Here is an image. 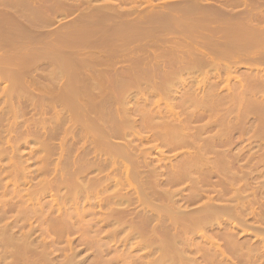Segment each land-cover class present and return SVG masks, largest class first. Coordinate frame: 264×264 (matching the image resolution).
Here are the masks:
<instances>
[{
    "label": "rangeland",
    "instance_id": "rangeland-1",
    "mask_svg": "<svg viewBox=\"0 0 264 264\" xmlns=\"http://www.w3.org/2000/svg\"><path fill=\"white\" fill-rule=\"evenodd\" d=\"M75 4H78V7L74 6ZM191 14L194 18L196 17L194 20L197 25L189 30L184 21L191 17ZM172 15H175V21ZM87 18L90 20L88 21ZM201 18L203 21H199ZM208 19H211V21ZM0 21H2V24L0 22V28L3 26L0 29V34H5L2 35L3 37L0 35V59L2 56L0 60V207L3 208V210L0 208V221L4 218V221L0 222V231L5 232V239H3L4 236H1L3 233L0 234V240H4L3 243L0 241V257L2 259H0V264H23V260L20 257L17 258L15 254L16 251L19 253L24 248L22 246L25 243V247L26 245L30 246L27 250L28 253L26 252L29 264H32L33 258L34 261L37 260V264H44L47 258L49 263L46 262V264H52L51 262L54 264H94L90 260L96 261V259L95 264H101L102 262V264H264V79H262L264 78V0H0ZM201 22L203 24H199ZM181 23H183L184 28ZM119 25H122L121 28ZM231 26L234 30L238 28L239 32L247 28V31L244 30L245 32L243 31L242 34L249 33L246 34L249 36L246 37L249 41H252L253 38L258 40H254L256 45L248 41L250 44L242 45L248 46V48H243L241 45L236 47L237 50L228 47L225 33L227 34ZM213 27L218 29L214 28V31ZM248 27L253 29L248 30ZM11 28L21 31V39L18 35L19 32ZM233 29L230 30L231 33L234 32ZM261 29H263V32ZM80 30H86V33L83 34L84 38H86V34L89 37L84 39L83 42H79L80 44L83 43L81 46H77L79 43H72L70 37L75 36L74 34L77 31V34L83 33ZM211 31H214L215 34ZM102 32L104 33L102 34ZM109 32L111 34L107 35ZM114 33L118 36L116 35V37ZM153 33L155 35H152ZM256 33L259 34V38L256 37ZM22 34L26 37H22ZM68 34L69 38L66 40ZM156 34L159 36H156ZM251 34L252 38L250 37ZM17 35L18 37H16ZM102 35L105 36L106 41ZM107 36L109 37L106 38ZM8 39L12 40L9 41ZM198 40L201 41L200 46L197 44ZM222 41L223 43L219 44ZM212 43L218 45L215 46ZM206 44H209L208 48ZM173 45H176V47ZM239 47L242 49L240 50ZM234 49L240 52L236 53ZM2 51L4 53H1ZM181 51L183 54H181ZM206 54L207 57H205ZM198 55L199 57L204 55L203 58L207 59V62L210 61L211 65H208L204 60V63L200 65L201 68L197 66L193 58L198 59ZM6 56L11 57V59L9 60V57L5 58ZM37 56L39 57L37 58ZM247 58L248 61L245 60ZM6 59L9 60L7 64H5ZM191 59V65L194 64L190 66L194 70L189 67ZM21 61L26 62L25 67ZM83 61L84 63H82ZM62 64L66 66L63 71L67 73V76L66 73L59 70ZM185 67L190 68V71ZM20 75L22 77H19ZM253 81L254 83H252ZM72 93L78 94L75 96V98L77 97L76 102L73 101L74 104H77L75 107L70 102L71 97H69V94ZM120 97L124 99L122 100ZM66 101L70 102V105L66 104ZM188 101L190 105L186 104ZM124 105L127 109L124 108ZM71 106L73 109L70 108ZM77 112L80 115L82 113L83 116H81L84 119L88 120L90 118L91 127H87L84 123L87 120L81 121L82 124L79 120L77 121L75 116ZM162 119L167 123L165 124ZM95 126L97 127L95 128ZM102 126L104 127L102 128ZM100 127L107 130L106 134L108 135ZM128 127L130 128L129 131L127 130ZM97 128L98 130L100 128L103 132H96L95 135L94 129ZM177 132L185 135H178ZM117 133H120L121 136ZM127 133L128 136H126ZM173 133L176 136H173ZM98 134L107 137L103 139L101 136L99 138ZM90 135H92V138ZM93 136L97 138L94 139ZM165 136H168V138ZM174 137L175 139L178 138V141L176 139V146ZM97 141L103 142L102 144L104 142H106L105 144L108 143L106 146L114 145L115 147L110 146L111 149L112 147L117 148L116 145L119 147L122 144V148H124V146L128 147L133 144L130 148L128 147L133 152L126 147L124 150L128 149L130 153L132 152L131 155H133L134 160L125 158L124 153H119L120 158L115 155L113 157V153H109L111 149L108 152L110 147L106 149L105 145L101 143L99 145ZM79 154L82 156L79 157ZM127 154H125L126 157H132L131 155L127 156ZM113 158L115 159L113 160ZM201 158L205 159L200 162L199 159L201 160ZM100 160L103 161V164ZM106 161L107 163H105ZM134 161L135 165L133 164ZM94 164L95 166H93ZM119 164L124 165L123 168H120ZM90 166L93 169H90ZM76 169H78V173ZM74 173L78 174V177L82 173L80 183H83L81 186L86 184L82 193L79 190H82L84 186L78 188V193L71 191L70 187L73 183L70 179L72 176H76ZM80 177L78 181H80ZM89 181L92 184H90V187L92 186L94 189L87 187ZM157 181L158 184H155ZM69 183L71 184L70 187L67 186ZM170 184L173 185L170 186ZM99 187L101 190L98 189ZM170 191L179 192L180 195L178 193L175 196ZM162 193L166 196L173 194V198L180 197V200L175 202L176 199L174 198V200L172 197L174 201L171 198L169 200L167 199L168 196L162 197ZM123 197L125 199L121 201ZM140 198L143 203L146 200H149L148 203H152L154 200V203L156 202L153 203L154 206L160 204L170 209L174 205H171L170 202H175L176 206H180V211L178 209L177 211L182 212V217H187V215L193 217L195 214L200 213L202 219L199 215L200 223L198 222V224L201 225L202 223V225H198V228L194 229L197 230L196 234H194V226L188 225V231L187 228L182 227V231L185 229V233L182 235L183 241H187V243H183L182 240L178 239L180 243L175 241L176 244H179L177 246L171 241L174 240L171 236L175 231H178L176 230L178 222H174L177 225L172 227L170 223L174 220L170 219V215L168 216L169 219L165 217L168 215L166 214L167 210L165 209V216L160 214L163 210L159 213L160 215H157V208L155 207L156 210L153 211L150 210L149 208L153 205L150 206L147 201L146 204L150 207L146 208L147 205L142 209L143 204H140ZM196 198L198 199L196 200ZM75 201L76 203H74ZM27 207H31V211ZM163 207L162 209H164ZM181 207L182 209L186 208V213L182 211ZM90 208L96 210L91 211ZM17 209L19 214L16 213ZM197 209L200 210L199 213ZM111 210L118 212V214L115 213V216L123 225L119 224L118 221H114L116 217L113 216ZM83 211L86 215L83 214L82 216ZM127 211L133 219L130 218L128 213L126 214ZM22 212L25 214L21 217ZM2 213L5 215H2ZM78 213L80 216H78ZM108 213L112 216L111 218L107 216ZM209 213L212 217L208 216ZM16 214H18V217H16ZM45 215L47 216L45 217L46 220L43 219ZM1 216L3 217L1 218ZM204 216L205 218H203ZM33 217L34 219H32ZM106 220H108V224ZM110 220H113V222ZM129 220L135 221L128 224ZM52 222L53 224H51ZM125 222L126 224H124ZM132 225L134 228H132ZM189 226L192 228L191 230H189ZM248 226L251 228L248 229ZM134 229H136L135 232ZM79 231H82L81 234ZM138 231H141V234ZM8 232L12 237L9 236L8 238L6 236L9 235ZM113 232L115 233L113 234ZM131 232H134L133 236ZM126 233H131V237L128 235L127 237ZM175 235L174 237H180V235ZM189 235L191 237H188ZM6 237L13 239L6 244L5 240H8ZM125 237L128 239H125ZM10 241L11 243L14 241L15 246L10 244ZM166 242L167 244L170 242L172 246L167 245ZM156 244H160V248ZM173 244L174 247L181 248L179 251L181 256L178 254L179 249L175 247L178 252L176 256L173 255L174 253L172 254V250H168L172 255L167 257V254H165L167 258L163 260L161 254L163 248L170 246L173 249ZM13 246L14 248L11 249ZM17 246L20 250L16 249ZM43 248L47 249L43 251ZM168 249L170 248L168 247ZM71 256H73V259H70ZM160 256H162L163 261H159ZM66 259L71 260L72 263ZM74 259L75 263L73 262ZM164 261L166 262L163 263Z\"/></svg>",
    "mask_w": 264,
    "mask_h": 264
},
{
    "label": "bare ground",
    "instance_id": "bare-ground-1",
    "mask_svg": "<svg viewBox=\"0 0 264 264\" xmlns=\"http://www.w3.org/2000/svg\"><path fill=\"white\" fill-rule=\"evenodd\" d=\"M25 2H26V1H25ZM25 2L23 3L24 5H25ZM196 3H197V2H196ZM56 4H57V3H56ZM56 4H55V7H56ZM60 4H61V3H60ZM57 5H58V4H57ZM77 5H78V4H77ZM77 5L75 4L74 6H77ZM192 6H193V4H192ZM31 7H32V6H31ZM58 7H59V5H58ZM71 7H72V6H71ZM77 7H78V6H77ZM77 7H76V8H77ZM195 7H196V5H195ZM205 7H206V6H205ZM29 8H30V7H29ZM33 8H34V7H33ZM35 8H36V7H35ZM170 8H171V7H170ZM172 8H173V7H172ZM176 8H177V7H176ZM176 8H174V9H176ZM201 8H202V7H201ZM210 8H211V7H210ZM202 9H203V8H202ZM208 9H209V8H208ZM33 10L35 11V9H33ZM61 10H62V9H61ZM190 10H191V9H190ZM190 10H189V11H190ZM194 10H195V9H194ZM200 10H201V9H200ZM203 10H204V9H203ZM40 11H41V10H40ZM54 11H55V10H54ZM63 11H64V10H63ZM63 11H62V12H63ZM74 11H75V9H74ZM167 11H168V10H167ZM176 11H177V10H176ZM55 12H57V11H55ZM59 12H60V11H59ZM173 12H174V11H173ZM173 12H172V13H173ZM181 12H182V11H181ZM42 13H43V12H42ZM53 13H54V12H53ZM63 13H65V12H63ZM66 13H68V12H66ZM178 13H180V12H178ZM193 13H194V12H193ZM193 13H192V14H193ZM200 13H202V12L200 11ZM200 13H199V14H200ZM218 13H219V12H218ZM8 14H9V12H8ZM183 14H185V13L183 12ZM183 14H182V15H183ZM187 14H188V13H187ZM192 14H191V17H192L193 19H190L191 17H189L186 21H184V22H185V26L187 25V28H188L189 30H190V29H193V27H195V26L197 25L196 21L194 20L196 17L194 18V16H192ZM195 14H196V13H195ZM195 14H194V15H195ZM66 15H67V14H66ZM117 15H118V14H117ZM188 15L190 16V14H188ZM188 15H187V17H188ZM172 16H173L172 18H174V21H175V15H172ZM185 16H186V15H185ZM200 16H201V15H200ZM204 16H205V15H204ZM219 16H220V15H219ZM1 17H2V16H1ZM107 17H108V16H107ZM111 17H112V16H111ZM187 17H185V18H187ZM202 17H203V16H202ZM239 17H240V16H239ZM19 18H20V17H19ZM21 18H22V17H21ZM88 18H89V17H88ZM88 18H87V19H88ZM98 18H99V17H98ZM204 18H205V17H203V19H204ZM53 19H55V18H53ZM203 19L201 18V20H199V21H203ZM205 19H206V18H205ZM1 20H2V19H1ZM24 20H25V19H24ZM89 20H90V19H88V21H89ZM94 20H95V18H94ZM103 20H104V19H103ZM107 20H108V19H107ZM157 20H158V19H157ZM159 20H160V19H159ZM208 20L211 21V19H208ZM219 20H220V19H219ZM221 20H222V19H221ZM228 20H229V19H228ZM241 20H243V19H241ZM46 21H47V19H46ZM83 21H84V20H83ZM85 21H86V20H85ZM104 21H105V20H104ZM197 21H198V20H197ZM206 21H207V19H206ZM206 21H205V22H206ZM210 21H209V22H210ZM0 22H1V24H2V21H0ZM54 22H55V21H54ZM115 22H116V21H115ZM150 22L152 23V21H150ZM168 22H170V21H168ZM225 22H226V21H225ZM229 22H230V21H229ZM241 22H242V21H241ZM7 23H8V22H7ZM49 23H50V22H49ZM93 23H94V22H93ZM157 23H158V22H157ZM157 23H156V24H157ZM226 23H227V22H226ZM238 23H239V22H238ZM117 24H119V23H117ZM136 24H137V22H136ZM139 24H141V23H139ZM139 24H138V25H139ZM147 24H148V23H147ZM160 24H161V23H160ZM182 24H183V23H181V26L183 27ZM199 24H203V22H201V23H199ZM229 24H230V23H229ZM8 25H9V24H8ZM66 25H67V24H66ZM107 25H108V24H107ZM127 25H128V24H127ZM165 25H166V24H165ZM226 25H228V23H227ZM231 25H232V24H231ZM241 25H243V24L241 23ZM259 25H260V24H259ZM259 25H258V26H259ZM4 26H6V25L4 24ZM9 26H12V25H9ZM45 26H46V25H45ZM83 26H84V25H83ZM104 26H105V25H104ZM108 26H109V25H108ZM119 26H120V25H119ZM121 26H122V25H121ZM121 26H120V28H121ZM146 26H147V25H146ZM171 26H172V24H171ZM198 26L201 27L200 25H198ZM198 26H197V28H199ZM202 26H203V25H202ZM229 26H230V25H229ZM229 26H228V27H229ZM245 26H249V25H245ZM260 26H261V25H260ZM2 27H3V26H2ZM2 27H1V28H2ZM7 27H8V26H7ZM13 27H14V26H13ZM23 27H24V26H23ZM97 27H98V25H97ZM123 27H125V26H123ZM172 27H173V29H175L174 26H172ZM182 27H181V28H182ZM228 27H226V28H228ZM231 27H232V26H231ZM231 27H230V30L233 29V27H232V28H231ZM240 27H242V26H240ZM1 28H0V29H1ZM80 28H81V27H80ZM114 28H115V27H114ZM118 28H119V27H118ZM126 28H127V26H126ZM170 28H171V27H170ZM183 28H184V27H183ZM214 28H215V29H218V28H216V27H213V30H214V31H215ZM236 28H237V26H236ZM250 28H251V27H248V30L253 29V28H251V29H250ZM257 28H258V27H257ZM259 28H260V27H259ZM3 29H4V28H3ZM6 29H7V28H6ZM11 29L16 30V29H14V28H11ZM17 29H18V28H17ZM19 29H21V28H19ZM25 29H26V27H25ZM56 29H57V28H56ZM81 29H82V28H81ZM86 29H87V28H86ZM148 29H149V27H148ZM185 29H186V28H185ZM263 29H264V28H263ZM263 29H261V31H262ZM7 30H8V29H7ZM22 30H23V29H22ZM141 30H142V29H141ZM171 30H172V29H171ZM180 30H181V29H180ZM203 30H205V29H203ZM203 30H202V31H203ZM226 30H227V29H226ZM230 30L228 29L227 34L225 33V36H227V43H226V44L229 45L228 47H231V48H235V49H236V47H238L239 45L242 46V45H246V43H248L249 40H248V38H246V37H249V36L246 35V34H249V33H246V34L243 33V34H245V35L242 34V32H243L244 30L247 31V28L243 29L242 32L240 31L241 33L238 31V28H237V30H234V29H233L234 32L236 31L237 33H240V34H237V33L235 34L233 31H232V33H231ZM239 30H240V29H239ZM16 31H18V30H16ZM80 31H81V30H80ZM82 31H83V30H82ZM82 31H81V32H82ZM85 31H86V30H84L83 33H81L82 35H81V34H77V33H78V31H77V33H76L77 35L74 34L75 36H71L70 38H71L72 43H74V44L79 43V42L81 43V42L84 41V39L88 38L89 36H88L87 34L85 35L86 38H84V35H83V34H84ZM88 31H89V29H88ZM108 31H109V30H108ZM108 31H107V32H108ZM114 31H115V30H114ZM114 31H113V32H114ZM185 31H186V30H185ZM214 31H211V33H212V32L214 33ZM229 31H230V32H229ZM245 31H244V32H245ZM18 32H19V31H18ZM20 32H21V31H20ZM20 32H19L18 35H20ZM26 32H27V29H26ZM174 32H175V31H174ZM186 32H187V31H186ZM190 32H191V31H190ZM190 32H189V33H190ZM207 32H208V31H207ZM225 32H226V31H225ZM262 32H263V31H262ZM12 33H13V32H12ZM22 33H24V32H22ZM85 33H86V32H85ZM103 33H104V32H102V34H103ZM177 33H178V32H177ZM205 33H206V32H205ZM263 33H264V32H263ZM3 34H4V33H1L0 35L2 36ZM15 34H16V33H15ZM24 34H25V33H24ZM70 34H71V33H70ZM109 34H111V33L109 32L107 35H109ZM158 34H160V33H158ZM158 34H156V36H157ZM195 34H196V33H195ZM214 34H215V33H214ZM214 34H213V35H214ZM218 34H219V32H218ZM221 34H222V32H221ZM221 34H220V35H221ZM256 34H257V33H256ZM4 35H5V34H4ZM18 35H17L16 37H18ZM114 35H115V33H114ZM116 35L118 36V34H116ZM116 35H115V36H116ZM129 35H130V34H129ZM148 35H150V34L148 33ZM152 35H155V33H153ZM161 35H162V34H161ZM161 35H160V36H161ZM205 35H206V34H205ZM210 35H212V34H210ZM220 35H219V36H220ZM258 35H259V34H257V36L255 35V36L258 37ZM68 36H69V34L66 36V40L69 38ZM102 36H104V35H102ZM105 36H106V34H105ZM105 36H104V39H105ZM111 36H112V35H111ZM111 36H110V38H111ZM117 36H116V37H117ZM126 36H127V35H126ZM126 36H125V37H126ZM130 36H131V35H130ZM143 36H144V34H143ZM145 36H146V35H145ZM150 36H151V35H150ZM158 36H159V35H158ZM178 36H179V34H178ZM199 36H200V35H199ZM199 36L197 37V39L199 38ZM244 36H245V37H244ZM251 36H252V34L250 35V37H251ZM263 36H264V35H263ZM263 36H262V37H263ZM2 37H3V36H2ZM22 37H26V36H23V34H22ZM108 37H109V36H107L106 38H108ZM132 37H133V35H132ZM132 37H131V38H132ZM140 37H141V36H140ZM146 37H147V36H146ZM152 37H153V36H152ZM189 37H190V36H189ZM212 37H213V36H212ZM214 37H215V36H214ZM214 37H213V38H214ZM221 37H222V36H221ZM12 38H13V37H12ZM90 38H91V37H90ZM127 38H128V37H127ZM131 38H130V39H131ZM133 38H134V37H133ZM141 38H142V37H141ZM144 38H145V37H144ZM149 38H150V37H149ZM160 38H162V37H160ZM183 38H184V37H183ZM183 38H182V39H183ZM217 38H218V37H217ZM251 38H252V37H251ZM258 38H259V37H258ZM13 39H14V38H13ZM18 39H19V38H18ZM20 39H21V35H20ZM27 39H28V38H27ZM30 39H31V38H30ZM37 39H38V38H37ZM121 39H122V38H121ZM134 39H135V38H134ZM137 39H138V38H137ZM142 39H143V38H142ZM145 39H146V38H145ZM145 39H144V40H145ZM167 39H168V38H167ZM182 39H181V40H182ZM218 39H221V38H218ZM222 39H223V38H222ZM260 39H261V38H260ZM8 40H9V39H8ZM10 40H12V39H10ZM10 40H9V41H10ZM23 40H24V39H23ZM140 40H141V39H140ZM179 40H180V39H179ZM181 40H180V41H181ZM185 40H186V39H185ZM185 40H183V41H185ZM190 40H191V38H190ZM195 40H196V38H195ZM254 40H255V39L253 38V40H252V41H249V42L252 44V43H254L255 41H258V40H255V41H254ZM37 41H38V40H37ZM69 41H70V39H69ZM90 41H91V39H90ZM105 41H106V39H105ZM149 41H150V40H149ZM151 41H152V39H151ZM156 41H157V38H156ZM174 41H175V40H174ZM259 41H260V40H259ZM1 42H2V41H1ZM11 42H12V41H11ZM140 42L142 43V41H140ZM171 42H172V41H171ZM200 42H201V41H200ZM200 42H199V40H198V42H197V44H198L199 46L201 45ZM213 42H214V41H213ZM5 43H6V42H5ZM80 43H79V44H80ZM95 43H96V42H95ZM177 43H178V42H177ZM185 43H186V42H185ZM190 43H191V42H190ZM199 43H200V44H199ZM222 43H223V41H222L221 43L219 42V44H222ZM250 43H248V44H250ZM10 44H11V43H10ZM13 44H14V43H13ZM79 44H78L77 46H81L83 43L80 44V45H79ZM84 44H85V42H84ZM89 44H90V43H89ZM96 44H97V43H96ZM152 44H153V43H152ZM172 44H173V43H172ZM186 44H187V43H186ZM188 44H189V43H188ZM209 44H211V43H209ZM209 44H206V45H207V48L209 47ZM212 44H213V43H212ZM254 44H255V43H254ZM258 44H259V43H258ZM1 45H3V44H1ZM8 45H9V44H8ZM25 45H26V44H25ZM70 45H71V44H70ZM87 45H88V44H87ZM146 45H147V44H146ZM181 45H182V44H181ZM191 45H192V44H191ZM195 45H196V44H195ZM198 45H197V47H198ZM213 45L217 46L218 44H213ZM213 45H212V46H213ZM255 45H256V44H255ZM14 46H15V45H14ZM153 46H154V45H153ZM155 46H156V45H155ZM173 46L176 47V45H173ZM173 46H171V47H173ZM203 46H204V45H203ZM223 46H224V45H223ZM249 46H250V45H249ZM252 46H254V45H252ZM23 47H24V46H23ZM63 47H65V46H63ZM156 47H157V46H156ZM180 47H181V46H180ZM190 47H192V46H190ZM210 47H211V46H210ZM242 47H243V48H244V47H245V48H246V47L248 48V46H242ZM6 48H7V47H6ZM39 48H40V47H39ZM59 48H60V47H59ZM173 48H174V47H173ZM184 48H185V47H184ZM184 48H183V49H184ZM203 48H204V47H203ZM213 48H215V47H213ZM213 48H212V49H213ZM218 48H220V47H218ZM239 48H240V47H239ZM239 48H238V50H239ZM61 49H63V48L61 47ZM64 49H66V48H64ZM170 49H171V48H170ZM188 49H189V48H188ZM188 49H186V50H188ZM190 49H191V48H190ZM235 49H234V50H235ZM241 49H242V48H240V50H241ZM249 49H250V48H249ZM254 49H255V48H254ZM66 50H67V49H66ZM174 50H175V49H174ZM193 50H194V49H193ZM193 50H190V51H193ZM198 50H199V49L197 48V51H198ZM213 50H215V49H213ZM225 50H226V49H225ZM236 50H237V49H236ZM236 50H235V52L237 53L238 51H236ZM245 50H246V49H245ZM251 50H253V49H251ZM251 50H250V51H251ZM256 50H257V49H256ZM48 51H49V50H48ZM207 51H208V49H207ZM220 51H221V50H220ZM246 51H248V50H246ZM257 51H258V50H257ZM49 52H50V51H49ZM49 52H48V53H49ZM66 52H67V51H66ZM172 52H174V51H172ZM179 52H180V51H179ZM185 52H186V51H185ZM202 52H203V51H202ZM212 52H213V51H212ZM214 52H215V51H214ZM235 52H234V53H235ZM239 52H240V51H239ZM239 52H238V53H239ZM241 52H242V51H241ZM253 52L255 53L254 50H253ZM1 53H4V52L2 51ZM5 53H6V52H5ZM44 53H45V52H44ZM48 53H47V54H48ZM50 53H51V52H50ZM50 53H49V56H50ZM216 53H217V52H216ZM246 53H247V52H246ZM249 53H251V52H249ZM257 53H258L259 55H262V54L259 53V52H257ZM40 54H41V53H40ZM45 54H46V53H45ZM181 54H183L182 51H181ZM193 54H194V53H193ZM193 54H191V55H193ZM223 54H224V53H223ZM223 54H222V55H223ZM244 54H245V53H244ZM252 54H253V53H252ZM196 55H197V54H196ZM199 55H200V54H199ZM199 55H198V59H197L196 57L193 58V61L195 62V64H196L197 66L202 65V63H204V62H203L204 60H205V62H207V61H206L207 59H204V58H203L204 55L201 56V57H199ZM227 55H228V54H227ZM9 56H10V55H9ZM9 56H6L5 58H7V57H9ZM16 56H18V55H16ZM101 56H102V55H101ZM193 56H194V55H193ZM208 56H209V54H208ZM217 56H218V55H217ZM229 56H230V55H229ZM244 56H245V55H244ZM33 57L35 58V56H33ZM38 57H39V56H37V58H38ZM52 57H53V56H52ZM191 57H192V56H191ZM205 57H207V54L205 55ZM219 57H221V56H219ZM5 58H4V59H5ZM31 58H32V57H31ZM40 58H41V56H40ZM215 58H216V57H215ZM248 58H249V57H248ZM248 58L245 59V60L248 61ZM1 59H2V56H1ZM1 59H0V60H1ZM10 59H11V57H9V60H10ZM49 59H50V58H49ZM64 59H65V58H64ZM194 59H197V60L195 61ZM208 59H209V58H208ZM211 59H212V58H211ZM254 59H255V58H254ZM9 60L6 59L5 64H7V63H8L7 61H9ZM22 60H23V59H22ZM54 60H55V59H54ZM234 60H235V59H234ZM252 60H253V59H252ZM252 60H251V62H252ZM19 61H20V59H19ZM76 61L78 62V60H76ZM190 61H191V62H190ZM190 61H189V62H190L189 67L193 66V64H194V63H193V64L191 65V63H192V59H191ZM249 61H250V60H249ZM2 62H4V61H2ZM21 62H22V61H21ZM60 62H61V61H60ZM72 62H73V61H72ZM80 62H81V61H80ZM111 62H112V61H111ZM111 62H110V63H111ZM209 62H210V61L207 62L208 65H211V63H209ZM251 62H250V63H251ZM259 62H260V61H259ZM22 63H23V64H22ZM22 63H21V64L24 66V64H25L26 62L24 63V61H23ZM63 63H64V62H63ZM82 63H84V61H83ZM110 63H109V65H110ZM207 63H206V64H207ZM252 63H253V62H252ZM0 64H1V62H0ZM60 64H61V63H60ZM103 64H104V62H103ZM247 64H249V63H247ZM25 65H26V64H25ZM29 65H31V64H29ZM109 65H108V67H109ZM114 65H115V63H114ZM187 65H188V64H187ZM190 65H191V66H190ZM234 65H235V64H234ZM237 65H238V64H237ZM3 66H4V65H3ZM18 66H19V65H18ZM68 66H69V65H68ZM81 66H82V65H81ZM96 66H97V65H96ZM96 66H95V67H96ZM252 66H253V65H252ZM21 67H22V66H21ZM24 67H25V66H24ZM74 67H76V66H74ZM84 67H85V66H84ZM90 67H91V66H90ZM201 67H202V66H200V68H201ZM203 67H205V66H203ZM254 67H255V66H254ZM64 68H66V66H64V65L62 64L59 70H60V71H63ZM71 68H72V67H71ZM24 69H25V68H24ZM61 69H62V70H61ZM69 69H70V66H69ZM185 69H188V70H189L190 68H188V67L186 68V67H185ZM191 69L194 70V68H192V67H191ZM11 70L13 71V69H11ZM59 70H58V71H59ZM72 70H73V69H72ZM83 70H84V69H83ZM259 70H260V69H259ZM69 71H70V70H69ZM189 71H190V70H189ZM67 72H68V70H67ZM255 72H256V71H255ZM61 73H62V72H61ZM63 73H66V72L63 71ZM85 73H87V72H85ZM90 73H91V72H90ZM24 74H25V72H24ZM103 74H104V73H103ZM6 75H8V74H6ZM62 75H63V74H62ZM23 76H24V75H23ZM63 76H64V75H63ZM66 76H67V73H66ZM73 76H74V75H73ZM84 76H85V75H84ZM91 76H92V75H91ZM251 76H252V75H251ZM253 76H254V75H253ZM19 77H22V76L20 75ZM68 77H69V76H68ZM71 77H72V75H71ZM248 77H249V76H248ZM64 78H65V77H64ZM64 78H63V79H64ZM73 78H74V77H73ZM82 78H83V77H82ZM168 78H169V77H168ZM253 78H254V77H253ZM123 79H124V78H123ZM135 79H136V78H135ZM137 79H138V78H137ZM176 79H177V78H176ZM262 79H264V78H262ZM67 80H69V79H67ZM72 80H73V79H72ZM86 80H87V79H86ZM91 80H92V79H91ZM258 80H259V79H258ZM65 81H66V80H65ZM69 81H70V80H69ZM134 81H135V80H134ZM179 81H180V80H179ZM256 81H257V79H256ZM259 81H260V80H259ZM259 81H258V82H259ZM73 82H74V81H73ZM125 82H126V81H125ZM130 82H131V81H130ZM175 82H176V81H175ZM177 82H178V81H177ZM74 83H75V82H74ZM78 83H79V82H78ZM81 83H82V82H81ZM132 83H133V82H132ZM140 83H141V82H140ZM167 83H169V82L167 81ZM173 83H174V81H173ZM173 83H172V85H173ZM252 83H254V81H253ZM252 83H251V84H252ZM261 83H262V82H261ZM126 84H128V83H126ZM126 84H125V86H126ZM137 84H138V83H137ZM162 84H163V83H162ZM174 84H175V83H174ZM74 85H75V84H74ZM99 85H100V84H99ZM120 85H121V84H120ZM133 85H134V84H133ZM164 85H165V84H164ZM170 85H171V84H170ZM175 85H176V84H175ZM260 85H261V84H260ZM121 86H122V85H121ZM166 86H167V85H166ZM196 86H197V85H196ZM80 87H81V86H80ZM169 87H172V86H169ZM246 87H247V86H246ZM116 88H117V87H116ZM162 88H164V87L162 86ZM120 89H121V88H120ZM123 89H124V88H123ZM137 89H138V88H137ZM139 89H140V88H139ZM124 90H125V89H124ZM128 90H129V89H128ZM131 90H132V89H131ZM131 90H130V91H131ZM149 90H150V89H149ZM152 90H153V89H152ZM152 90H151V91H152ZM167 90H168V89H167ZM67 91H68V90H67ZM125 91H126V90H125ZM69 92H71V91H69ZM111 92H112V91H111ZM157 92H158V91H157ZM128 93H129V92H128ZM194 93H195V92H194ZM74 94H75V93H72L71 95L69 94V97H71V98H70V102H71L72 105L74 104L73 101L76 102V98H77V97L75 98V96L78 95V94H77V95H76V94L74 95ZM111 94H112V93H111ZM122 94H123V93H122ZM197 94H198V93H197ZM124 95H125V94H124ZM190 95H191V94H190ZM73 96H74V97H73ZM120 96H121V95H120ZM196 96H197V95H196ZM115 97H116V96H115ZM193 97H194V95H193ZM120 98H121V97H120ZM139 98H140V97H139ZM152 98H153V97H152ZM156 98H157V95H156ZM68 99H69V98H68ZM117 99H118V98H117ZM121 99H122V98H121ZM123 99H124V98H123ZM123 99H122V100H123ZM115 100H116V99H115ZM118 100H119V99H118ZM142 100H143V99H142ZM199 100H200V99H199ZM113 101H114V100H113ZM126 101H127V100H126ZM151 101H152V100H151ZM182 101H183V100H182ZM201 101H202V100H201ZM70 102H67V101H66L65 103H66V104L68 103V104L70 105ZM115 102H116V101H115ZM146 102H147V101H146ZM79 103H80V102H79ZM82 103H83V102H82ZM122 103H123V102H122ZM142 103L144 104V102H142ZM178 103H179V102H178ZM181 103H182V102H181ZM190 103H191V101H190ZM117 104H118V103H117ZM158 104H159V103H158ZM186 104H189V101H188V103H186ZM191 104H192V103H191ZM201 104H202V103H201ZM75 105H77V104H74V107H75ZM85 105H86V104H85ZM122 105H123V104H122ZM189 105H190V104H189ZM189 105H188V106H189ZM118 106H119V105H118ZM191 106H192V105H191ZM120 107H121V106H120ZM186 107H187V106H186ZM70 108L73 109L72 106H71ZM86 108H87V107H86ZM86 108H84V109H86ZM124 108H126L125 105H124ZM144 108H145V107H144ZM144 108H143V109H144ZM150 108H151V107H150ZM184 108H185V107H184ZM81 109H82V108H81ZM93 109H94V108H93ZM126 109H127V108H126ZM126 109H124V110L126 111ZM154 109H155V108H154ZM186 109H187V108H186ZM136 110H137V109H136ZM166 110H168V109H166ZM195 110H196V109H195ZM87 111H88V110H87ZM87 111H86V112H87ZM148 111H149V110H148ZM160 111H161V110H160ZM184 111H186V110H184ZM100 112H101V111H100ZM145 112H146V111H145ZM199 112H200V111H199ZM87 113H88V112H87ZM142 113H143V112H142ZM151 113H152V112H151ZM133 114H134V113H133ZM81 115H82V113H81ZM81 115L78 114V112H77L75 116H76L77 121L79 120L80 123L82 124V122H84V120H87V119H84V118L82 117L83 115H82V116H81ZM105 115H106V113H105ZM109 115H110V113H109ZM120 115H121V114H120ZM75 116H74V117H75ZM88 116H90L89 113H88ZM106 116H107V115H106ZM128 116H130V115H128ZM153 116H154V115H153ZM160 116H161V115H160ZM165 116H166V115H165ZM72 117H73V116H72ZM84 117H85V115H84ZM100 117H101V116H100ZM104 117H105V116H104ZM123 117H125V116L123 115ZM123 117H122V118H123ZM131 117H132V116H131ZM172 117H173V116H172ZM87 118H88V117H87ZM141 118H142V116H141ZM157 118H158V117H157ZM187 118H188V115H187ZM71 119H73V118H71ZM92 119H93V118H92ZM188 119H189V118H188ZM195 119H196V118H195ZM88 120H90V118H89ZM88 120H87L86 122H84V123L87 125V127H91V125H90L91 120H90V121H88ZM94 120L96 121V119H94ZM94 120H93V121H94ZM113 120H115V119H113ZM126 120H127V119H126ZM157 120H158V119H157ZM162 120H163V119H162ZM75 121H76V120H75ZM81 121H82V122H81ZM93 121H92V124H93ZM103 121H104V120H103ZM109 121H110V120H109ZM115 121H117V120H115ZM128 121H130V120H128ZM142 121H143V120H142ZM148 121H149V120H148ZM163 121H164V120H163ZM163 121H162V122H163ZM191 121H192V120H191ZM70 122H71V121H70ZM113 122H114V121H113ZM138 122H139V121H138ZM150 122H151V121H150ZM193 122H194V121H193ZM130 123H131V122H130ZM130 123H129V124H130ZM139 123H140V122H139ZM145 123H146V122H145ZM160 123H161V122H160ZM164 123L166 124L167 122L164 121ZM179 123H180V122H179ZM77 124H78V123H77ZM85 124H84V125H85ZM98 124H99V123H98ZM107 124H108V123H107ZM118 124H119V123H118ZM129 124H128V126H129ZM135 124H136V123H135ZM151 124H153V123H151ZM162 124H163V123H162ZM168 124H169V123H168ZM184 124H185V123H184ZM89 125H90V126H89ZM126 125H127V124H126ZM132 125H133V124H132ZM144 125H145V124H144ZM144 125H142V126H144ZM158 125H159V124H158ZM163 125H164V124H163ZM173 125H174V124H173ZM100 126H101V125H100ZM119 126H120V124H119ZM182 126H183V124H182ZM96 127H97V126H95V128H96ZM103 127H104V126H102V128H103ZM135 127H136V126H135ZM150 127H151V126H150ZM165 127H166V126H165ZM100 128H101V127H100ZM100 128H99V130H98V128H97V129H94V131H95V135H96L97 133H102L103 131H104L105 134L107 133V130L102 129V128H101V129H102L103 131L101 132ZM122 128H123V127H122ZM133 128H134V127H133ZM89 129H90V128H89ZM92 129H93V128H92ZM112 129H113V128H112ZM129 129H130V128L128 127L127 130L129 131ZM135 129H136V128H135ZM135 129H134V132H135ZM151 129H152V128H151ZM171 129H172V128H171ZM176 129H177V128H176ZM9 130H10V129H9ZM82 130H83V129H82ZM127 130H126V132H127ZM131 130H132V129H131ZM131 130H130V131H131ZM174 130H175V129H174ZM180 130L182 131V129H180ZM199 130H200V128H199ZM12 131H13V130H12ZM98 131H100V132H98ZM105 131H106V132H105ZM108 131H109V130H108ZM113 131H114V129H113ZM187 131H188V130H187ZM203 131H204V130H203ZM8 132H9V131H8ZM86 132H87V131H86ZM96 132H97V133H96ZM115 132H116V130H115ZM115 132H114V134H115ZM118 132H119V131H118ZM175 132H176V131H175ZM198 132H199V131H198ZM81 133H82V132H81ZM88 133H89V132H88ZM88 133H87V134H88ZM163 133H164V132H163ZM167 133H168V132H167ZM171 133H172V132H171ZM171 133H170V134H171ZM177 133H178V132H177ZM177 133H176V134H177ZM181 133H182V132H181ZM91 134H92V133H91ZM117 134H118V133H117ZM117 134H116V135H117ZM179 134H180V133H178V135H179ZM182 134H183V133H182ZM182 134H180V135H182ZM195 134H196V132H195ZM195 134H194V135H195ZM69 135H70V134H69ZM92 135H93V134H92ZM92 135H90L91 138H92ZM98 135L100 136L99 138H101L102 135H100V134H98ZM106 135H108V134H106ZM116 135H113V136H116ZM118 135H120V133H119ZM128 135H129V134L127 133L126 136H128ZM174 135H175V134L173 133V136H174ZM184 135H185V134H183V136H184ZM83 136H84V134H83ZM87 136H88V135H86V137H87ZM120 136H121V135H120ZM175 136H176V135H175ZM189 136H190V135H189ZM73 137H74V136H73ZM106 137H107V136H106ZM106 137H103V136H102L103 139L106 138ZM124 137H125V136H124ZM165 137H166V136H165ZM171 137H172V134H171ZM218 137H219V136H218ZM71 138H72V136H71ZM87 138H89V137H87ZM91 138H90V139H91ZM93 138H94V136H93ZM96 138H97V137H96ZM96 138H94V139H96ZM126 138H127V137H126ZM128 138H130V137H128ZM166 138H168V136H167ZM198 138H199V137H198ZM10 139H11V138H10ZM120 139H121V138H120ZM124 139H125V138H124ZM173 139H175V137H174ZM176 139H177V141H178V138H176ZM176 139H175V141H176ZM82 140H83V139H82ZM125 140H126V139H125ZM182 140H183V139H182ZM197 140H198V139H197ZM217 140H218V139H217ZM88 141H89V140H88ZM90 141H91V140H90ZM101 141H102V140H101ZM132 141H133V140H132ZM132 141H131V142H132ZM165 141H166V140H165ZM173 141H174V140H173ZM175 141H174V142H175ZM177 141H176V143H175V146L177 145ZM185 141H186V140H185ZM199 141H200V140H199ZM207 141H208V140H207ZM207 141H206V142H207ZM212 141H213V140H212ZM76 142H77V141H76ZM97 142H98V141H97ZM127 142H128V141H127ZM93 143H94V142H93ZM98 143H99V145H101L103 142H98ZM100 143H101V144H100ZM105 143H106V142H104V144H102V145H105V146L108 145V143H107V144H105ZM128 143H129V142H128ZM180 143H181V142H180ZM183 143H184V142H183ZM216 143H217V142H216ZM94 144L96 145V143H94ZM94 144H93V145H94ZM110 144H111V143H110ZM129 144H131V143H129ZM173 144H174V143H173ZM173 144H172V146H173ZM188 144H189V143H188ZM89 145H90V144H89ZM97 145H98V144H97ZM99 145H98V147H99ZM111 145H112V144H111ZM111 145H110V146H111ZM124 145H126V144H124ZM124 145H123V146H124ZM132 145H133V144H132ZM132 145H131V146H132ZM110 146H106V149H107L108 147H110ZM112 146L115 147L114 145H112ZM120 146H121V147H120ZM131 146H128V147L130 148ZM168 146H169V145H168ZM168 146H167V147H168ZM179 146H180V145H179ZM78 147H79V146H78ZM80 147H81V146H80ZM88 147H89V146H88ZM95 147H97V146H95ZM100 147H101V146H100ZM102 147H104V146H102ZM113 147H112V149H111V147H110L109 150H108V152H109L110 149H111V152H109V153H111V154L113 153V155H112L113 157L118 156V157L120 158L119 153H120V154H123V153H124L123 155L125 156V158H127V159L129 158L130 160L133 159V155H131V153L133 152L132 149H129V148L126 147V146H124V148H122V144L119 145V147H118V145H116L117 148H115V149H114ZM125 147L128 148L129 150H132V152L130 153V151H128V149H127V150H124V149H126ZM137 147H138V146H137ZM169 147H170V146H169ZM169 147H168V148H169ZM204 147H205V146H204ZM204 147H203V148H204ZM170 148H172V147H170ZM181 148H182V147H181ZM185 148H186V147H185ZM210 148H211V147H210ZM99 149H100V148H99ZM133 149H134V148H133ZM198 149H199V148H198ZM77 150H78V149H77ZM123 150H124V151H123ZM134 150H135V149H134ZM175 150H176V149H175ZM207 150H208V149H207ZM86 151H88V150L86 149ZM101 151H102V150H101ZM122 151H123V152H122ZM125 151H126V152H125ZM147 151H148V150H147ZM147 151H146V152H147ZM198 151H200V150H198ZM203 151H204V149H203ZM103 152H104V151H103ZM105 152H107V151L105 150ZM105 152H104V153H105ZM121 152H122V153H121ZM184 152H185V151H184ZM206 152H208V151H206ZM116 153H117V154H116ZM126 153H128L127 156H128V155H131L132 157H126V155H125ZM136 153H137V152H136ZM141 153H142V151H141ZM143 153H144V154H147V153H145V152H143ZM92 154H93V153H92ZM101 154H103V153H101ZM105 154H108V153H105ZM203 154H206V153H203ZM207 154H208V153H207ZM80 155H81V154H79V157H80ZM114 155H115V156H114ZM188 155H189V154H188ZM188 155H187V156H188ZM195 155H196V153H195ZM81 156H82V155H81ZM76 157H77V156H76ZM84 157H85V156H84ZM87 157H88V156H87ZM143 157H145V156H143ZM213 157H214V156H213ZM116 158H117V157H116ZM119 158H118V159H119ZM131 158H132V159H131ZM141 158H142V157H141ZM141 158H140V159H141ZM193 158H194V157H193ZM208 158H209V157H208ZM216 158H217V157H216ZM107 159H108V157H107ZM114 159H115V158H113V160H114ZM121 159L123 160V158H121ZM129 159H128V160H129ZM203 159H205V158H203ZM203 159L201 158V160L199 159V161L201 162ZM86 160H87V159H86ZM90 160H91V159H90ZM101 160H102V159H101ZM101 160H100V162H102V164H103V161H101ZM122 160H121V161H122ZM124 160H125V159H124ZM133 160H134V159H133ZM141 160H142V159H141ZM180 160H181V159H180ZM196 160H197V159H196ZM196 160H195V161H196ZM81 161H82V160H81ZM185 161H186V160H185ZM216 161H217V160H216ZM84 162H85V161H84ZM98 162H99V161H98ZM108 162H109V161H108ZM181 162H182V161H181ZM183 162H184V161H183ZM191 162H192V161H191ZM193 162H194V161H193ZM207 162H208V161H207ZM207 162H206V163H207ZM91 163H92V162H91ZM93 163H94V162H93ZM105 163H107V161H106ZM113 163H114V162H113ZM122 163H123V162H122ZM134 163H135V161L133 162V164H134ZM184 163H186V162H184ZM196 163H197V162H196ZM72 164H73V163H72ZM95 164H96V162H95ZM95 164H94L93 166H95ZM97 164H98V163H97ZM109 164H110V163H109ZM120 164H121V163H120ZM120 164H119L120 168H121L122 166H124V165L121 166ZM123 164H124V163H123ZM135 164H136V163H135ZM135 164H134V165H135ZM198 164H199V163H198ZM198 164H197V165H198ZM84 165H86V164L84 163ZM89 165H90V164H89ZM89 165H87V166H89ZM105 165H107V164H105ZM143 165H144V163H143ZM129 166H130V165H129ZM78 167H79V166H78ZM78 167H77V168H78ZM90 167H91L90 169H93L92 166H90ZM96 167H97V166H96ZM98 167H99V166H98ZM101 167H102V166H101ZM125 167H126V166H125ZM125 167H124V169H125ZM175 167H176V166H175ZM122 168H123V167H122ZM176 168H177V167H176ZM196 168H197V167H196ZM198 168L201 169L200 167H198ZM78 169H79V168H78ZM78 169H76V172H77V173H78ZM88 169H89V168H88ZM88 169H86V170H87L88 172H90V171H89L90 169H89V170H88ZM95 169H96V168H95ZM103 169H104V168H103ZM118 169H119V168H118ZM124 169H123V170H124ZM180 169H182V168H180ZM192 169H193V168H192ZM98 170H99V169H98ZM123 170H122V171H123ZM186 170H187V168H186ZM189 170H190V169H189ZM94 171H95V170H94ZM94 171H93V172H94ZM113 171H114V170H113ZM115 171H116V170H115ZM125 171H126V170H125ZM134 171H135V170H134ZM134 171H133V172H134ZM182 171H183V170H182ZM187 171H188V170H187ZM81 172H82V171H81ZM119 172H120V171H119ZM141 172H142V171H141ZM79 173H80V172H79ZM103 173H104V172H103ZM117 173H118V172H117ZM123 173H124V172H123ZM163 173H164V172H163ZM189 173H190V172H189ZM189 173H188V174H189ZM74 174L76 175V176H74V177H76V178H74V177L72 176L71 179H70V178H68V179L71 180V183H73V185H74L75 180H76L77 183L79 182V183H78V186L76 187V185H77L76 182H75V185H74V186L71 185L70 183H69L67 186L70 187V185H71V187H70V188H71V191H76V192H77L78 188L80 189V188H82L84 185L81 186L83 182L80 183L81 180H82V173H81V175H79V177L81 176V177H80V178H81L80 181H78V178H79V177H78V174H76V173H74ZM83 174H85V173H83ZM98 174H99V173H98ZM132 174H133V173H132ZM142 174H143V173H142ZM157 174H158V173H157ZM183 174H184V173H183ZM183 174H182V175H183ZM185 174H186V173H185ZM85 175H86V174H85ZM133 175H134V174H133ZM143 175H144V174H143ZM169 175H170V174H169ZM186 175H187V174H186ZM120 176H121V175H120ZM177 176H178V175H177ZM85 177H86V176H85ZM102 177H105V176H102ZM112 177H113V176H112ZM133 177H134V176H133ZM133 177H132V178H133ZM139 177H140V175H139ZM167 177H168V176H167ZM184 177H186V176H184ZM184 177H183V180L185 181ZM83 178H84V176H83ZM89 178H90V177H89ZM147 178H148V177H147ZM65 179H66V178H65ZM72 179H73V180H72ZM90 179H91V178H90ZM93 179L95 180L96 178H93ZM107 179H109V178H107ZM145 179H146V177H145ZM149 179H150V178H149ZM155 179H156V178H155ZM163 179H164V178H163ZM174 179H176V178H174ZM56 180H57V179H56ZM70 180H69V182H70ZM83 180H84V179H83ZM96 180H97V179H96ZM111 180H112V178H111ZM111 180H110V181H111ZM116 180H117V179H116ZM125 180H127V179H125ZM150 180H151V179H150ZM178 180H179V177H178ZM102 181H103V180H102ZM102 181H100V182H102ZM154 181H155V180H154ZM165 181H166V180H165ZM191 181H192V180H191ZM89 182H90V183L88 184L89 186H87V187L90 188V189H92L93 187H92V186L90 187L91 181H89ZM67 183H68V182H67ZM85 183H86V181H85ZM92 183H93V181H92ZM96 183H97V182H96ZM107 183H108V181H107ZM111 183H112V181H111ZM148 183H149V182H148ZM156 183L158 184V181L155 182V184H156ZM159 183H160V182H159ZM161 183H162V182H161ZM198 183H199V182H198ZM65 184H66V181H65ZM79 184H80V185H79ZM104 184H105V180H104ZM104 184H103V188H104ZM116 184H117V183H116ZM61 185H62V183H61ZM91 185H92V184H91ZM146 185H147V184H146ZM152 185H153V184H152ZM152 185H151V186H152ZM172 185H173V184H172ZM172 185L170 184V186H172ZM85 186H86V184H85ZM85 186L82 188V190H79V191H81V193L84 192L83 190H85ZM101 186H102V185H101ZM111 186H112V184H111ZM158 186H159V185H158ZM168 186H169V185H168ZM63 187H64V186H63ZM68 187H67V188H68ZM73 187H75V188H73ZM155 187H156V186H155ZM165 187H166V186H165ZM107 188H108V187H107ZM167 188H168V187H167ZM93 189H94V188H93ZM98 189H100V187H99ZM100 190H101V189H100ZM134 190H135V189H134ZM182 190H184V189H182ZM79 191H78V192H79ZM89 191H90V190H89ZM92 191H93V190H92ZM78 192H77V193H78ZM94 192H95V190H94ZM168 192H169V191H168ZM88 193H89V192H88ZM135 193H136V192H135ZM145 193H146V192H145ZM170 193H173L175 196H177L179 192H175V193H177V194H175L173 191H170ZM181 193H182V192H181ZM197 193H198V192H197ZM173 194H172V195H167L168 197L170 196V197L168 198L166 195H164V194L162 193V197H163V196H166L167 199L171 200V199L173 198V196H174ZM83 195H84V194H83ZM94 195H95V194H94ZM131 195H132V194H131ZM143 195H144V194H143ZM143 195H142V196H143ZM179 195H180V193H179ZM198 195H199V194H198ZM21 197H22V196H21ZM120 197H121V195H120ZM171 197H172V198H171ZM178 197H179V196H178ZM181 197H182V196H181ZM188 197H189V196H188ZM197 197H198V196H197ZM199 197H200V196H199ZM203 197H204V196H203ZM118 198H119V196H118ZM156 198H157V197H156ZM164 198H165V197H164ZM170 198H171V199H170ZM174 198H175L176 200H175ZM174 198H173V199L175 200V202L178 201V200H180V199H179L180 197H179V198L174 197ZM18 199H19V198H18ZM90 199H91V198H90ZM123 199H125V198L123 197L121 201H123ZM147 199H148V198H147ZM173 199H172V200H173ZM192 199H193V198H192ZM197 199H198V198H196V200H197ZM201 199H202V197H201ZM221 199H222V198H221ZM69 200H70V199H69ZM96 200H97V199H96ZM96 200H95V201H96ZM118 200H119V199H118ZM118 200H117V201H118ZM130 200H131V198H130ZM136 200H137V198H136ZM136 200H135V201H136ZM141 200H142L141 198H140V201L138 200V201L140 202V204L142 203L143 205H145V206H143V205L141 206L142 209H144L148 204H149L150 206L153 205V207H150V206L148 205L146 208H149V207H150L149 209H150V210L152 209V211H153L154 209L156 210V208H157V210H156V212H157L156 214H157V215H158L160 212H162V210H163V212L160 213V214H163V215H164V214H165V211L167 210L166 214H168V215L165 216V215H166V214H165L164 216L168 218V216L170 215V216H169V217H171L170 219H171V220H174L173 222H171V223H173V224H174V222H175V223L178 222V223H177L178 225H177V224H174V226H173V224L170 223V225H171L172 227H175L176 225L178 226V228H176V230H178V231H177V232L175 231L174 234H173V236H171V238H173L174 240H171V239H170V240H171L175 245H177V246H178L179 244H178V243L176 244L175 241L179 242L178 239L183 241V236H182V235L185 233V229L182 231L183 228H187L188 225H192V226H194V228H193V230H194V229H197V228H198V225H199V226L202 225V223H201V225L198 224V222H199V219H198V218L201 217V215H200V213H199L200 210H198V209H197V210H198V213H199V214H198V215L195 214V215H196V216L194 215L195 218H194V216L192 217V216H189V215H187V217H182V216H181V215H182V214H181L182 212H181V213L179 212V211H180V209H179L180 206H179V207L176 206V205H175V204H176L175 202H173V203L170 202L171 205H173V204L175 205L176 208L174 207V209H175V210H174V209H172L174 205H173V206L171 207V209H170L169 207H167V206L163 207L164 205L162 206V205H160V204H156V205L154 206V204L156 203V202L154 203V200H153L152 203L150 202L151 204L148 203L149 200H146L148 204H146V201H145V203H143V201H141ZM155 200H156V199H155ZM174 200H173V201H174ZM184 200H186V199H184ZM187 200H188V199H187ZM187 200H186V201H187ZM212 200H213V199H212ZM17 201H18V200H17ZM20 201H21V200H20ZM77 201H78V200H77ZM92 201H93V199H92ZM101 201H102V200H101ZM186 201H185V203H187ZM194 201H195V200H194ZM202 201H203V200H202ZM204 201H205V199H204ZM93 202H94V201H93ZM128 202H130V201H128ZM159 202H160V201H159ZM178 202H179V201H178ZM178 202H177V204H178ZM181 202H182V201H181ZM183 202H184V201H183ZM21 203H23V202H21ZM74 203H76V201H75ZM89 203H90V202H89ZM89 203H88V204H89ZM99 203H100V202H99ZM137 203H138V202H137ZM153 203H154V204H153ZM167 203H168V201H167ZM193 203H194V202H193ZM204 203H205V202H204ZM19 204H20V203H19ZM101 204H102V203H101ZM101 204H99V205H101ZM128 204H129V203H128ZM168 204H169V203H168ZM170 204H169V205H170ZM180 204H182V203H180ZM4 205H5V204H4ZM99 205H98V206H99ZM111 205H112V204H111ZM130 205H131V204H130ZM157 205H158V206H157ZM159 205H160L161 208L159 207ZM171 205H170V206H171ZM20 206H21V205H20ZM79 206H80V205H79ZM206 206H207V204H206ZM107 207H108V206H107ZM155 207H156V208H155ZM162 207H163L164 209H162ZM166 207H167V208H166ZM177 207H178V208H177ZM186 207H187V206H186ZM216 207H218V206H216ZM230 207H231V206H230ZM0 208H2V207H0ZM27 208H30V211H31V207H27ZM79 208H80V207H79ZM82 208H83V207H82ZM158 208H159V210H160V209H161V210L159 211ZM5 209H6V207H5ZM90 209H91V208H90ZM99 209H102V208H99ZM119 209H120V208H119ZM165 209H166V210H165ZM177 209H178L179 211H177ZM181 209H182V207H181ZM185 209H186V208L182 209V211H184V213H186V212H185ZM212 209H213V207H212ZM216 209H217V208H216ZM230 209H231V208H230ZM1 210H3V208H2ZM42 210H43V209H42ZM85 210H87V209H85ZM92 210L94 211V210H96V209H93V208H92L91 211H92ZM117 210H118V209H117ZM120 210H122V209H120ZM130 210H131V209H130ZM134 210H135V209H134ZM134 210H133V211H134ZM145 210H146V209H145ZM171 210H173L174 212H172ZM192 210H193V209H192ZM203 210H204V209H203ZM217 210H218V209H217ZM8 211H9V210H8ZM39 211H40V210H39ZM49 211H50V210H49ZM62 211H63V210H62ZM111 211H113L112 213L114 214V215H113V214H111V215H113L114 217H116V219L114 218L115 220H114V219H113V220H114V221H118V223L121 224V223L119 222V220H117L118 217L115 216V213L118 214V212H116L115 210H111ZM133 211H132V212H133ZM137 211H138V210H137ZM139 211H140V209H139ZM201 211H202V210H201ZM1 212H2V211H1ZM40 212H41V211H40ZM57 212H58V211H57ZM74 212H75V211H74ZM89 212H90V211H89ZM120 212H121V211H120ZM120 212H119V213H120ZM129 212H130V211H129ZM141 212H142V211H141ZM192 212H193V211H192ZM214 212H215V210H214ZM3 213H4V212H3ZM3 213H2V215H5V214H3ZM8 213H9V212H8ZM16 213H18V209H17V212H16ZM36 213H37V212H36ZM41 213H42V212H41ZM45 213H46V212H45ZM71 213H73V212H71ZM76 213H77V212H76ZM81 213H82V212H81ZM91 213H92V212H91ZM127 213H128V211L126 212V214H127ZM143 213H145V212H143ZM149 213H150V212H149ZM170 213H172V214H170ZM196 213H197V211H196ZM217 213H218V212H217ZM217 213H216V214H217ZM237 213H238V212H237ZM237 213H235V214H237ZM18 214H19V213H18ZM18 214H16V215H17L16 217H18ZM20 214H21V213H20ZM24 214H25V213L22 212L21 217H22V215L24 216ZM31 214H33V213H31ZM74 214H75V213H74ZM78 214H79V213H78ZM83 214H85V211H83V213H82L81 215L83 216ZM101 214H102V213H101ZM124 214H125V213H124ZM129 214H130V213H128V215H129ZM138 214H139V213H138ZM160 214H159V215H160ZM173 214H174V215H173ZM192 214H194V213H192ZM192 214H191V215H192ZM201 214H202V213H201ZM218 214H219V213H218ZM29 215H30V214H29ZM34 215H35V214H34ZM47 215H48V214H47ZM51 215H52V214H51ZM67 215H68V214H67ZM70 215L73 216L72 214H70ZM85 215H86V214H85ZM102 215H103V214H102ZM106 215H107V214H106ZM134 215H135V214H134ZM141 215H142V214H141ZM147 215H148V214H147ZM157 215H155V216L157 217ZM171 215H173V216H171ZM199 215H200V217H199ZM203 215H204V214H203ZM209 215H210V213L208 214V216H209ZM238 215H239V214H238ZM32 216H33V215H32ZM32 216H31V217H32ZM36 216H37V215H36ZM49 216H50V215H49ZM49 216H48V217H49ZM71 216H69V217H71ZM78 216H80V214H79ZM104 216H105V215H104ZM107 216H110L109 213H108ZM121 216H122V214H121ZM126 216H127V215H126ZM129 216H130V215H129ZM129 216H128V217H129ZM135 216H136V215H135ZM143 216H144V215H143ZM149 216H150V214H149ZM185 216H186V215H185ZM210 216H211V215H210ZM218 216H219V215H218ZM228 216H229V215H228ZM2 217H3V216H1V218H2ZM29 217H30V216H29ZM45 217H47V216L45 215L43 219H45ZM63 217H64V216H63ZM105 217H106V216H105ZM111 217H112V216H110V218H111ZM119 217H120V214H119ZM136 217H138V216H136ZM152 217H153V215H152ZM165 217H164V219H165ZM172 217H173V218H172ZM211 217H212V216H211ZM233 217H234V216H233ZM238 217H239V216H238ZM37 218H38V217H37ZM49 218H50V217H49ZM60 218H61V217H60ZM67 218H68V217H67ZM72 218H73V217H72ZM74 218H75V216H74ZM77 218H79V217H77ZM106 218H108V217H106ZM110 218H108V219H110ZM122 218H123V216H122ZM130 218H131V216H130ZM130 218H128V219H130ZM140 218H141V217H140ZM154 218H155V217H154ZM203 218H205V216H204ZM206 218H207V217H206ZM253 218H254V217H253ZM260 218H261V217H260ZM17 219H18V218H17ZM26 219H28V218H26ZM32 219H34V217H33ZM32 219H31V220H32ZM35 219H36V218H35ZM70 219H71V218H70ZM75 219H76V218H75ZM83 219H84V218H83ZM128 219H127V220H128ZM131 219H133V218H131ZM134 219H135V218H134ZM142 219H143V218H142ZM144 219H145V218H144ZM144 219H143V220H144ZM147 219H148V218H147ZM168 219H169V218H168ZM201 219H202V217H201ZM240 219H242V218H240ZM2 220L4 221V218H3ZM2 220H1V221H2ZM19 220H20V219H19ZM23 220H24V219H23ZM45 220H46V219H45ZM45 220H44V221H45ZM80 220H81L82 223H83V220L81 219V217H80ZM113 220H112V221L110 220V221L113 222ZM120 220H122V219L120 218ZM165 220H166V219H165ZM234 220H235V219H234ZM1 221H0V222H1ZM71 221H72V220H71ZM75 221H76V220H75ZM106 221H107V224H108V220H106ZM106 221H105V222H106ZM132 221L134 222L135 220H129V223H128V224H132ZM136 221H137V220H136ZM141 221H142V220H141ZM147 221H148V220H147ZM167 221H168V220H167ZM228 221H229V220H228ZM230 221H231V220H230ZM239 221H240V220H239ZM7 222H8V221H7ZM7 222H6V223H7ZM28 222H29V221H28ZM35 222H37V221H35ZM87 222H88V220H87ZM111 222H109V223L111 224ZM126 222H128V221H126ZM126 222H125L124 224H126ZM130 222H131V223H130ZM138 222H139V221H138ZM143 222H144V221H143ZM145 222H146V221H145ZM164 222H165V221H164ZM241 222H243V221H241ZM6 223H4V224H6ZM78 223H79V222H78ZM85 223H86V222H85ZM114 223H115V222H114ZM116 223H117V222H116ZM140 223H141V222H140ZM199 223H200V222H199ZM203 223H204V221H203ZM238 223H240V222H238ZM238 223H237V224H238ZM51 224H53V222H52ZM79 224H80V223H79ZM83 224H84V223H83ZM88 224H89V222H88ZM168 224H169V223H168ZM8 225H9V224H8ZM47 225H48V224H47ZM57 225H58V223H57ZM77 225H78V224H77ZM121 225H123V224H121ZM133 225H134V224H133ZM133 225H132V228H134ZM165 225H167V224H165ZM179 225H180V226H179ZM195 225H196L197 227H196ZM241 225H242V223H241ZM42 226H43V225H42ZM49 226H50V224H49ZM49 226H48V227H49ZM88 226H89V225H88ZM110 226H111V225H110ZM114 226H116V225H114ZM125 226H126V225H125ZM125 226H124V229H125ZM155 226H156V225H155ZM243 226H244V225H243ZM246 226H247V225H246ZM10 227H11V226H10ZM16 227H17V226H16ZM16 227H15V228H16ZM77 227H78V226H77ZM79 227H80V226H79ZM93 227H94V226H93ZM117 227H118V226H117ZM180 227H181V229H179ZM182 227H183V228H182ZM189 227H190V226H189ZM241 227H242V226H241ZM248 227H249V226H248ZM248 227H247V228H248ZM252 227H254V226H252ZM256 227H257V226H256ZM256 227H255V228H256ZM258 227H259V226H258ZM18 228H19V227H18ZM58 228H59V227H58ZM89 228H90V226H89ZM109 228H110V227H109ZM115 228H116V227H115ZM126 228H127V227H126ZM129 228H130V227H129ZM132 228H130V229L132 230ZM199 228H200V227H199ZM242 228H243V227H242ZM247 228H246V229H247ZM250 228H251V227H249L248 229H250ZM0 229H1V227H0ZM12 229H13V228H12ZM31 229H32V228H31ZM61 229H62V226H61ZM84 229H85V228H84ZM95 229H96V228H95ZM117 229L120 230L119 228H117ZM130 229H129V230H130ZM137 229H138V228H137ZM191 229H192V228L190 227L189 230H191ZM4 230L7 232V230H6L5 228H4ZM38 230H39V229H38ZM43 230H44V229H43ZM87 230H89V229H87ZM109 230H110V229H109ZM118 230H117V231H118ZM129 230H128V231H129ZM135 230H136V229H134V232H135ZM150 230H151V229H150ZM156 230H157V229H156ZM159 230H160V229H159ZM165 230H166V229H165ZM172 230H173V229H172ZM179 230H180V234H179ZM186 230L188 231V228H187ZM252 230H255V229H252ZM1 231H3V230H1ZM1 231H0V234L3 233V232H1ZM10 231H11V230H10ZM32 231H33V229H32ZM32 231H31V233H32ZM50 231H51V230H50ZM113 231H114V230H113ZM115 231H116V230H115ZM141 231H142V230H141ZM141 231H138V233L141 234V233H140ZM162 231H163V230H162ZM194 231H195V233H194V232H193V233L196 234V231H197V230H194ZM259 231H261V230H259ZM45 232H46V231H45ZM79 232H80V231H79ZM81 232H82V231H81ZM81 232H80V234H81ZM97 232H98V231H97ZM111 232H112V231H111ZM134 232H133V233H134ZM151 232H152V231H151ZM160 232H161V231H160ZM205 232H206V231H205ZM4 233H5V232H4ZM4 233H3L1 236H4ZM10 233H11V232H10ZM31 233L29 232V234H31ZM33 233H34V232H33ZM62 233H63V232H62ZM100 233H101V232H100ZM108 233H109V235H110V231H109ZM114 233H115V232H113V234H114ZM117 233H118V232H117ZM121 233H122V232H121ZM131 233H132V232H131ZM131 233H129V234L126 233V236L128 235L129 237H131V236H130ZM133 233H132V236H133ZM147 233H148V232H147ZM171 233H172V232H171ZM176 233H178V234H176ZM254 233H255V231H254ZM257 233H258V232H257ZM257 233H256V235H257ZM8 234H9V232H8ZM42 234H43V233H42ZM83 234H84V233H83ZM85 234H86V233H85ZM103 234H104V233H103ZM113 234H111V235H113ZM123 234H124V233H123ZM145 234H146V232H145ZM149 234H150V233H149ZM167 234H168V232H167ZM175 234L178 235V236L180 235V237H182V238H180V237L177 238V236H176ZM186 234H187V233H186ZM230 234H232V233L230 232ZM258 234H259V233H258ZM10 235H11V234L6 235V236H8V238H9ZM55 235H56V234H55ZM88 235H89V234H88ZM99 235H100V234H99ZM134 235H135V234H134ZM153 235H154V234H153ZM174 235H175L176 237H174ZM29 236H30V235H29ZM101 236H102V235H101ZM115 236H116V235H115ZM128 236H127V237H128ZM135 236H136V235H135ZM135 236H134V237H135ZM143 236H144V234H143ZM143 236H142V237H143ZM145 236H146V235H145ZM167 236H169V235H167ZM208 236H209V235H208ZM10 237H12V236H10ZM52 237H53V236H52ZM120 237H121V236H120ZM139 237H140V235H139ZM142 237H141V239H142ZM153 237H154V236H153ZM169 237H170V236H169ZM188 237H191V236L189 235ZM0 238H1V237H0ZM2 238H3V237H2ZM6 238H7V237H6ZM8 238H7V239H8ZM86 238H87V237H86ZM92 238H93V237H92ZM108 238H109V237H108ZM147 238H148V236H147ZM199 238H200V237H199ZM3 239H5V236H4ZM12 239H13V238H12ZM12 239L5 240V243L7 242L6 244H8V241H9V240H12ZM23 239H24V238H23ZM89 239H91V238H89ZM97 239H98V237H97ZM112 239H113V238H112ZM125 239H128V238L125 237ZM129 239H130V238H129ZM149 239H150V238H149ZM151 239H152V238H151ZM167 239H168V237H167ZM184 239H185V238H184ZM24 240H25V239H24ZM24 240H23V242H24ZM94 240H95V239H94ZM94 240H93V242H94ZM107 240H109V239H107ZM192 240H193V239H192ZM0 241H1V243H3L2 241H4V240L1 239ZM146 241H147V240H146ZM153 241H154V240H153ZM160 241H161V240H160ZM162 241H163V240H162ZM182 241H181V244H182ZM25 242H26V241H25ZM101 242H102V241H101ZM138 242H139V241H138ZM241 242H242V241H241ZM27 243H28V242H27ZM29 243H30V242H29ZM102 243H103V242H102ZM108 243H109V242H108ZM108 243H107V244H108ZM159 243H160V242H159ZM161 243H163V242H161ZM179 243H180V242H179ZM183 243H187V241H186V242L183 241ZM10 244H13V245H14L15 243H14V241H12V243H11V241H10ZM23 244H24V243H23ZM25 244H26V243H25ZM25 244L22 246V247H24L23 249L21 248L22 250H20V248L18 249L19 246H17L16 249H18V250H20V251H19V253H18V251H16L17 253L15 254V256H17V258L20 257L21 260H23V264H29V263L27 262V261H28V258H27L28 256H26V255H27L26 252L28 253L27 250L29 249L28 247H30V246H29V245H28V246L26 245V247H25ZM83 244H84V243H83ZM166 244H167V242H166ZM168 244H170V242H168ZM168 244H167V245H168ZM174 244H173V249H172L170 246H167V247L165 246V247L163 248V249H164V250H162L163 253H161L163 257L160 256L159 261L162 260V258H163V260H165L164 258L170 257V256H168V255H172L173 253H174L173 255L176 256V254L180 251L181 248L175 246L177 249H179L178 252H177V251H176V248L174 247ZM201 244H202V243H201ZM41 245H42V244H41ZM78 245H80V244H78ZM88 245H89V243H88ZM91 245H92V244H91ZM159 245H160V244H159ZM159 245L156 244V246H159ZM170 245H171V244H170ZM185 245H186V244H185ZM243 245H244V244H243ZM9 246H12V245H9ZM14 246H15V245H14ZM14 246L11 247V249L14 248ZM138 246H139V245H138ZM171 246H172V245H171ZM196 246H198V245H196ZM203 246H204V245H203ZM209 246H211V245H209ZM43 247H44V246H43ZM168 247H169L170 249H168ZM232 247H233V246H232ZM235 247H236V246H235ZM241 247H242V246H241ZM40 248H41V246H40ZM51 248H53V247H51ZM67 248H69V247H67ZM85 248L87 249V246H86ZM137 248H138V247H137ZM159 248H160V246H159ZM165 248L167 249V252H168V250H169V251L172 250V254H171V252H168V253H167ZM185 248H187V247H185ZM192 248H193V247H192ZM252 248H253V247H252ZM11 249H10V250H11ZM30 249H31V248H30ZM33 249H34V248H33ZM36 249H37V248H36ZM44 249H45V248H43L42 250L44 251ZM46 249H47V248H46ZM46 249H45V250H46ZM129 249H130V248H129ZM200 249H201V248H200ZM90 250H91V249H90ZM105 250H106V249H105ZM173 250H175L176 253L173 252ZM216 250H217V249H216ZM35 251H37V250H35ZM48 251H49V250H48ZM61 251H62V250H61ZM63 251H65V250L63 249ZM63 251H62V252H63ZM111 251H112V250H111ZM164 251H165L166 253H165ZM186 251H187V250H186ZM37 252H38V251H37ZM39 252H40V251H39ZM41 252H42V251H41ZM45 252H46V251H45ZM107 252H108V251H107ZM159 252H160V249H159ZM188 252H189V251H188ZM13 253H14V250H13ZM47 253H49V252H47ZM47 253H46V254H47ZM50 253H51V250H50ZM68 253H69V252H68ZM75 253H76V252H75ZM75 253H74V254H75ZM94 253H95V252H94ZM94 253H93V254H94ZM100 253H101V251H100ZM192 253H193V252H192ZM201 253H202V252H201ZM38 254H39V253H38ZM62 254H63V253H62ZM102 254H103V253H102ZM165 254H167V255H166L167 257L165 256ZM178 254L180 255L181 252H179ZM189 254H190V253H189ZM202 254H203V253H202ZM215 254H216V253H215ZM249 254H250V253H249ZM28 255H30V254H28ZM31 255H32V254H31ZM34 255H36V254H34ZM76 255H77V253H76ZM118 255H119V254H118ZM159 255H160V254H159ZM208 255H209V254H208ZM0 256H1V255H0ZM40 256H42V255H40ZM46 256H47V255H46ZM49 256H50V255H49ZM53 256H54V255H53ZM177 256H178V255H177ZM180 256H181V255H180ZM193 256H194V255H193ZM195 256H196V254H195ZM42 257H44V256H42ZM42 257H41V258H42ZM72 257H73V256H71L70 259H73ZM114 257H115V255H114ZM114 257H113V258H114ZM116 257H117V256H116ZM136 257H137V256H136ZM161 257H162V258H161ZM173 257H174V256H173ZM191 257H192V256H191ZM200 257H201V256H200ZM249 257H250V256H249ZM46 258H47V257H46ZM49 258H52V257H49ZM78 258H79V257H78ZM188 258H189V256H188ZM201 258H202V257H201ZM246 258H247V257H246ZM0 259H1V257H0ZM29 259H30V258H29ZM31 259H32V258H31ZM31 259H30V260H31ZM47 259H48V258H47ZM47 259L44 261V262H45L44 264H46V262L49 263V262H48L49 259H48V260H47ZM117 259L120 260L119 258H117ZM156 259H157V258H156ZM204 259H205V258H204ZM1 260H2V259H1ZM43 260H44V259H43ZM50 260H52V259H50ZM53 260H54V259H53ZM55 260H56V259H55ZM55 260H54V261H55ZM66 260H67V259H66ZM98 260H99V259H98ZM152 260L154 261V259H152ZM163 260H162V261H163ZM168 260H169V259H168ZM168 260H166V261L168 262ZM194 260H195V259H194ZM205 260H206V259H205ZM251 260H252V259H251ZM40 261H41V260H40ZM56 261H58V260H56ZM67 261H70V263H72L71 260H69V259H68ZM78 261H79V260H78ZM88 261H89V260H88ZM91 261H93L94 264H95V262L97 261V259H96V261H94V260H90V262H91ZM112 261H114V260H112ZM120 261H121V260H120ZM162 261H161V262H162ZM166 261H164L163 263H165ZM171 261H172V259H171ZM188 261H189V260H188ZM188 261H187V262H188ZM202 261H203V260H202ZM211 261H212V260H211ZM247 261H248V260H247ZM36 262H37V260L34 261V258H33V261H31L32 264H33V263H36ZM38 262H39V261H38ZM73 262L75 263V259H74ZM79 262H80V261H79ZM108 262H109V261H108ZM108 262H107V263H108ZM116 262H117V261H116ZM161 262H159V263H161ZM169 262H170V261H169ZM197 262H199V261H197ZM208 262H209V261H208ZM51 263L54 264L53 262H51ZM102 263H103V262H102ZM102 263H101V264H102ZM148 263H149V262H148ZM170 263H171V262H170ZM36 264H37V263H36ZM42 264H43V263H42ZM55 264H56V263H55ZM62 264H64V263H62ZM72 264H73V263H72ZM76 264H77V263H76ZM79 264H80V263H79ZM96 264H97V263H96ZM111 264H112V263H111ZM155 264H156V263H155ZM167 264H168V263H167Z\"/></svg>",
    "mask_w": 264,
    "mask_h": 264
}]
</instances>
